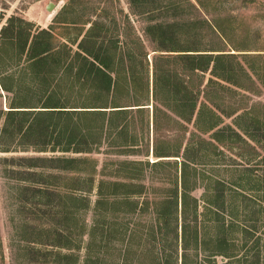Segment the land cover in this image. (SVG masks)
<instances>
[{
  "label": "rangeland",
  "instance_id": "obj_1",
  "mask_svg": "<svg viewBox=\"0 0 264 264\" xmlns=\"http://www.w3.org/2000/svg\"><path fill=\"white\" fill-rule=\"evenodd\" d=\"M137 9L151 13L134 14ZM11 17L32 37L49 30L52 36L41 38L53 51L42 84L38 73L28 76L17 66L24 34L13 44H0L2 72L9 71L12 86L19 87L16 96L0 87V131L9 97L38 109L50 94L52 102L70 107L91 103L132 110L125 120L107 113L113 123L123 122L118 128L108 121L101 128L100 117L91 116L85 122L91 133L76 129L81 143L74 147L84 153L63 152L71 134L63 131L61 115L40 120L39 130L53 126L47 133L33 132V142L41 143L37 147L14 134L16 148L0 152V264H264V0H140L135 5L131 0H0V38ZM203 18L217 19L227 36L203 26ZM189 21L196 23L183 27ZM174 22L181 26L169 33H178L181 41L198 34L200 49L234 54L223 62L231 82L215 79L208 87L210 71L193 76L175 59L159 58L144 30ZM94 26L91 35L99 39L89 38L84 46L100 40L109 47L114 60L123 61L129 73L134 70L142 95L122 87L112 98L99 81L78 80L76 70H69L78 66L79 44ZM136 35L145 46L140 48ZM142 48L150 52L147 58ZM134 49L140 50L134 54ZM59 61H68L67 71ZM156 63L172 75V88L181 78L188 92L202 89L199 108L207 105L211 113L205 111L201 126L217 121L215 113L221 117L216 129L198 130L197 116L191 122L179 119L163 103L168 100L162 91V103L156 102ZM219 129L222 142L212 139ZM155 149L172 158L156 163ZM58 157L78 160L65 169L66 164L50 161ZM199 216L207 218L203 231L218 234L221 242L189 247Z\"/></svg>",
  "mask_w": 264,
  "mask_h": 264
},
{
  "label": "trees",
  "instance_id": "obj_2",
  "mask_svg": "<svg viewBox=\"0 0 264 264\" xmlns=\"http://www.w3.org/2000/svg\"><path fill=\"white\" fill-rule=\"evenodd\" d=\"M140 0H131L132 5L137 3ZM200 5L203 4L200 1ZM135 11V10H134ZM154 11V10H153ZM152 11V12H153ZM151 13L146 9L143 10H136L134 14L142 15ZM196 22L189 21L183 25V27H192ZM201 24L210 28L213 31H218L223 37L227 36L223 27L219 24L217 19L209 22L207 19L203 18L201 20ZM181 25L174 23H153L149 24L144 33L147 38L153 44V51L159 52V58L161 60L173 58L177 62H180L182 65L183 72L187 71L188 73L192 74L193 76L199 77L200 72L206 73L210 71L212 78L209 79L208 87L211 86L213 83H216L217 79L220 81L231 82V70L224 67L223 62L226 58L230 56H234V54H224L223 50H202L198 45V34L187 35L185 41H181L182 38L179 37L178 33H169L168 30L170 27L175 29V27L179 28ZM94 27H92L87 32L86 39H82L79 44L81 51L76 55V61L79 60L78 66L74 69L73 65L70 67L69 70H76V78L80 80L84 78L83 76H88V80L99 81L101 88L106 92L107 96H112V92H116L118 90L123 89L122 87H128V92H134L136 94L142 93L139 91L138 81L137 78L133 76L134 70H130V73L127 69L123 66V61L121 60H114L116 59L115 56H112L111 49L109 47L104 46V43L99 42L100 40H95L94 45L91 47H85L84 44L90 38L92 40L97 39V35H91L94 31ZM30 29V28H29ZM11 30V35L7 36ZM25 30L22 28H18L16 25V19L11 17L9 19V23L7 26H4L1 30V42L0 44L7 45L8 43H14L15 39L18 38L19 35L24 34L25 36L22 38L21 44V58L17 66H21L23 71L27 72L28 76L34 75L38 73V76L43 81L41 82L44 84V80L47 77V73L50 70V58L51 52L53 51L50 42L46 38H41V36L48 35L52 36L51 32L47 29H41L37 32L36 35L32 37L31 32L28 30L27 33H23ZM136 40L140 45V48L145 46L144 40L141 36L136 35ZM182 36L184 34L182 33ZM32 38V40H31ZM99 39V38H98ZM135 40V42H136ZM104 42V41H103ZM102 44V45H101ZM1 50V49H0ZM134 49V54L139 52ZM142 52H145L143 56L145 58L148 57L150 52L148 53L145 48H142ZM166 54H161V53ZM213 52H218L217 54H213ZM78 59V60H77ZM59 67L62 68V71H67L69 67L68 61L62 63L59 61ZM1 66V65H0ZM252 71L255 72V69L252 68ZM9 71H3L2 67H0V87L3 92H7L9 94H14L16 96L18 93V88H14L12 86V82L14 80L13 76H11ZM158 64L156 63L155 66V73H154V97L156 102L162 103L161 99V91L166 95V99L168 101H164L163 103L172 108L173 112L177 115L178 118L186 121L191 122L195 116H197L196 120V127L198 130L202 132H212L216 129L220 123V116L212 113L213 118H217V121L211 122L210 126L207 128H203L201 126V121L203 119V115L205 111L211 113V109L207 105H204L202 108H199V97L202 94V89L197 87L195 91L188 92V88L186 86V82L181 78H179L178 83H176L175 88H172L174 83L171 82L172 75L168 72L163 73ZM88 73V74H87ZM25 75V76H26ZM41 75V76H40ZM92 75V76H91ZM179 77L178 73L176 74ZM94 77V78H93ZM173 84V85H172ZM203 84V83H202ZM235 84V83H234ZM236 85V84H235ZM44 87V86H43ZM206 92V91H204ZM50 100L44 106L40 107H32V106H23L20 97H9V110L2 111V115L5 118L4 126L1 128L0 131V152L8 153L13 151L16 147L13 145L14 141L18 142L16 138V133L22 136V141L27 146L32 145L33 147H37L41 143L33 142L31 137L34 135L33 132L35 131H46L52 128L53 125L44 126L43 129H37L40 125V120L45 117H54V115H61L65 118L64 128L63 131L67 133L70 132L69 141L67 142L66 148L63 149L64 153H84L87 152L86 150L80 147H74L80 144L78 136H74L75 130H82L85 133H91L94 130L92 127L90 128L88 125H85V122L91 121V116L93 117H100L102 123L100 127L103 128L106 126L107 121L110 123L112 128H118L121 124H115L111 120V116L108 117V112H111L112 116H124L123 120H125V116L128 111L132 109H128L124 106H113V107H106V106H98L93 105L91 103H84L80 106H75L62 103H54L53 98L50 97V94L47 95ZM142 96L140 97V99ZM173 102L174 107H171L170 100ZM14 100H16L14 102ZM93 102V101H92ZM96 104V103H95ZM138 106V110H141L142 105H134ZM157 110V106H154ZM111 108V111H107ZM114 108V109H112ZM70 124H73V128H70ZM99 127V128H100ZM69 130V131H68ZM222 130L214 132L212 135V139L218 142H222L221 138ZM15 134V135H14ZM76 134V133H75ZM81 140V139H80ZM23 144V143H22ZM46 144V143H45ZM10 146H13L10 147ZM214 146V145H213ZM216 148V147H215ZM201 150V149H200ZM89 151V150H88ZM154 154L159 156L161 153L157 149L154 150ZM78 159L70 158V157H58L50 159L51 162H62L66 164L64 167L65 169L70 168L68 164L76 162Z\"/></svg>",
  "mask_w": 264,
  "mask_h": 264
},
{
  "label": "crops",
  "instance_id": "obj_3",
  "mask_svg": "<svg viewBox=\"0 0 264 264\" xmlns=\"http://www.w3.org/2000/svg\"><path fill=\"white\" fill-rule=\"evenodd\" d=\"M126 108H128V107H126ZM180 119V118H179ZM153 155L157 158L156 159V163H158L159 161L158 160H163L164 158L166 159V158H172L171 156H165V155H159V156H156L155 154H154V151H153ZM173 157H179V156H173ZM155 163V164H156ZM235 189H239V188H235ZM200 212V211H199ZM199 212H196V213H198V214H200ZM203 217H206V216H203ZM200 218V219H199ZM200 220V222L198 223V221ZM206 220H207V218H206ZM206 220H204V219H202V217L201 216H199L198 217V219H197V217L195 218V222H196V224H198L199 226H198V228H197V225H196V230H197V233L194 235V246L193 245H190V242H189V247H195V249H200L201 247H206L207 246V244L210 242V241H213V242H215V241H217V242H221V239H220V236L218 235V234H216V233H212L211 235L209 234V232L207 231V230H205L206 228ZM204 226V227H203ZM202 228H205L204 229V231H203V229ZM245 229H248L249 230V232L250 231H252L253 233H254V230H251V229H249V228H246V227H244ZM227 242V241H226ZM228 242H229V239H228Z\"/></svg>",
  "mask_w": 264,
  "mask_h": 264
},
{
  "label": "water",
  "instance_id": "obj_4",
  "mask_svg": "<svg viewBox=\"0 0 264 264\" xmlns=\"http://www.w3.org/2000/svg\"><path fill=\"white\" fill-rule=\"evenodd\" d=\"M54 8H55V5L54 4H50L49 7H48V10L52 12L54 10Z\"/></svg>",
  "mask_w": 264,
  "mask_h": 264
}]
</instances>
